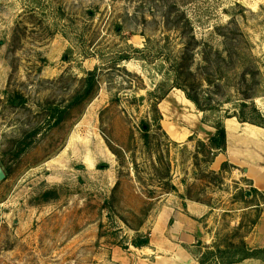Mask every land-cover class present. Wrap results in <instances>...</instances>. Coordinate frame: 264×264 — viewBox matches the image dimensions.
Wrapping results in <instances>:
<instances>
[{
	"label": "rangeland",
	"instance_id": "obj_1",
	"mask_svg": "<svg viewBox=\"0 0 264 264\" xmlns=\"http://www.w3.org/2000/svg\"><path fill=\"white\" fill-rule=\"evenodd\" d=\"M93 70L94 96L55 126ZM254 107L264 0H0V264H144L179 234L160 213L179 191L210 208L196 263L264 248V191L210 144Z\"/></svg>",
	"mask_w": 264,
	"mask_h": 264
},
{
	"label": "crops",
	"instance_id": "obj_2",
	"mask_svg": "<svg viewBox=\"0 0 264 264\" xmlns=\"http://www.w3.org/2000/svg\"><path fill=\"white\" fill-rule=\"evenodd\" d=\"M226 149L218 154L219 164L229 162L238 171H242L249 178L255 189L264 191V128L241 122L236 116L226 118ZM173 132V129H172ZM182 133H180L181 135ZM190 134L184 135L188 138ZM172 137L178 138V133L173 132ZM181 191L178 195H169L160 213L172 221L170 230L175 235V240L170 238L168 243L160 246L155 244L152 258L145 259L144 264H195L193 248L196 246L199 220L209 213L210 208L196 200L183 198ZM158 252V253H157Z\"/></svg>",
	"mask_w": 264,
	"mask_h": 264
},
{
	"label": "trees",
	"instance_id": "obj_3",
	"mask_svg": "<svg viewBox=\"0 0 264 264\" xmlns=\"http://www.w3.org/2000/svg\"><path fill=\"white\" fill-rule=\"evenodd\" d=\"M192 40H194V37H192ZM192 42V41H191ZM187 47H191V43L186 45ZM124 59H127L125 57ZM97 70L89 71L84 79V84L80 91L75 95L73 101L71 104H68L66 106L56 105L54 106V109L52 110V117H54V125L57 126L61 124L69 114V110L75 106H77L80 101L84 98H89L94 96L97 90ZM191 100H193L197 106H199L197 99L189 96ZM245 104V103H244ZM154 111L156 113L155 121L158 123V126L162 128L161 121H162V114L160 112V109L158 108V105L155 103L154 105ZM253 112L256 114L257 118H259L260 122L252 121L250 119L245 118L244 116H238V119L241 122H248L252 124H256L259 126L264 127V117L261 115V113L256 109V107L253 108ZM150 128V123L148 122V127L144 130L148 131ZM38 131H35L34 134H36ZM226 130L224 125H220L217 127V131L214 135L210 138V144L212 145L213 149H216V151H225L226 149ZM30 143H25V146L23 147V150H26L28 148V145ZM217 155V154H215ZM227 164V163H225ZM176 191V187L172 186V191ZM256 192H260L257 189L254 188ZM134 245L136 247H143L149 245V239H140L138 241L134 242ZM206 258L203 260H197L196 264H207L208 260L211 259L209 264H237L245 259L249 258H264V248H256L252 249L249 248L248 245L244 240L240 242V244L236 245L232 243L230 246H227L226 248L222 249L221 247L215 248V250L210 251L208 256H205ZM211 257V258H210Z\"/></svg>",
	"mask_w": 264,
	"mask_h": 264
},
{
	"label": "water",
	"instance_id": "obj_4",
	"mask_svg": "<svg viewBox=\"0 0 264 264\" xmlns=\"http://www.w3.org/2000/svg\"><path fill=\"white\" fill-rule=\"evenodd\" d=\"M6 177H7L6 171L4 170V168L2 167L0 163V182L5 180Z\"/></svg>",
	"mask_w": 264,
	"mask_h": 264
}]
</instances>
